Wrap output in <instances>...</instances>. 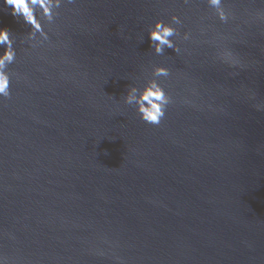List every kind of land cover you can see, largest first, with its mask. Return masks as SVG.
<instances>
[{
	"label": "water",
	"instance_id": "obj_1",
	"mask_svg": "<svg viewBox=\"0 0 264 264\" xmlns=\"http://www.w3.org/2000/svg\"><path fill=\"white\" fill-rule=\"evenodd\" d=\"M222 6L63 0L29 40L0 2L3 264H264V0ZM156 20L178 52L152 50ZM150 79L170 97L158 125L124 102Z\"/></svg>",
	"mask_w": 264,
	"mask_h": 264
},
{
	"label": "clouds",
	"instance_id": "obj_2",
	"mask_svg": "<svg viewBox=\"0 0 264 264\" xmlns=\"http://www.w3.org/2000/svg\"><path fill=\"white\" fill-rule=\"evenodd\" d=\"M0 2L10 7V14L13 17H20L26 24L30 25L29 40L34 39L37 33L44 40H47V33L43 30L38 17H42L51 23L55 15L53 10L59 8L63 0H0ZM207 3L215 10L221 22L228 19V14L222 6V0H207ZM171 21L175 24L180 23L176 16H172ZM147 33L152 50L156 54H162L165 47L179 51L173 40L170 39V37L177 35V30L171 24L156 20ZM183 38L188 39V34L185 33ZM15 56L16 51L10 32L6 28H0V98L10 96V76L6 69L8 65L14 62ZM221 58L233 64L238 63L231 59V53L228 52L223 53ZM168 74V69L165 67L156 66L153 68L155 77H166ZM124 102L128 105H135L141 120L148 124L158 125L165 115V108L170 103V97L156 79H150L140 89L129 88L124 96ZM0 264L3 262L0 261Z\"/></svg>",
	"mask_w": 264,
	"mask_h": 264
}]
</instances>
